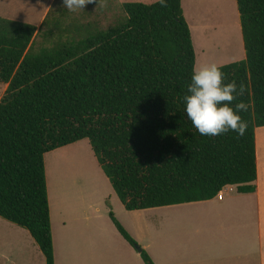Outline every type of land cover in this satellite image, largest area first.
<instances>
[{
    "label": "trees",
    "instance_id": "trees-1",
    "mask_svg": "<svg viewBox=\"0 0 264 264\" xmlns=\"http://www.w3.org/2000/svg\"><path fill=\"white\" fill-rule=\"evenodd\" d=\"M246 59L221 67L245 86L248 128L201 136L182 98L196 50L182 0L125 3V20L79 39L54 24L59 39L33 53L41 29L0 18V218L25 229L46 264H56L46 155L88 140L127 211L210 201L228 186L253 193L256 129L264 127V0H237ZM47 14L42 28L49 25ZM66 37V39H64ZM132 247L137 241L118 221ZM146 264H154L140 249Z\"/></svg>",
    "mask_w": 264,
    "mask_h": 264
},
{
    "label": "rangeland",
    "instance_id": "rangeland-1",
    "mask_svg": "<svg viewBox=\"0 0 264 264\" xmlns=\"http://www.w3.org/2000/svg\"><path fill=\"white\" fill-rule=\"evenodd\" d=\"M131 2L151 5L158 1L94 0V3L87 5L84 11L71 13L62 6V0H0V18L33 25L41 29L31 48L33 53H40L44 48H50L59 39L60 35L58 33L53 38L47 35L48 29L54 24L60 22L61 27L64 28L73 26L74 29H81V33L76 32L74 34V37L79 39L81 36H86L88 30L91 32L107 30L124 21L126 16L123 5ZM198 3L199 8L203 7V10L200 9L202 28L199 35L197 33L200 26L199 14L196 11L197 6H195V10L192 9V16L188 15L194 26L192 36L196 50L195 70L206 64L216 63L222 67L245 60L246 52L241 32V20H239V12L236 10L237 0H198ZM48 13H50V24L42 28V23ZM196 23L198 24L197 29ZM7 87V85L0 83V102L6 94ZM262 133V129H259L258 135ZM262 154L264 155V148ZM94 157V152L88 140H84L79 146L62 153L58 161L54 159V155H46V173L49 180L48 193L49 199L51 193L50 205L58 246L57 264H65L61 249L64 220L70 216L84 213V211L87 212V206L93 200H97V195L106 192V185L99 178L94 164ZM55 195L57 198L54 197ZM232 195H236V193H225L226 199ZM117 197L116 194L114 196L116 200L112 203L114 214L127 231L125 224L130 225L135 237L138 239V248L145 250L147 253H149L147 248L150 245L154 250L157 249L162 237L169 239L170 242L168 243L173 245V238L176 235L181 231L188 232L189 230V226H180L178 221L173 220L175 218L171 216H169L171 219L167 222L165 228H163L165 225H161L156 218H149L150 226L148 229L142 228L139 221H131L130 212L121 208L120 202L118 203L120 199ZM218 206V204L215 205V207ZM203 210L209 213L212 209L196 206L192 208L191 214L185 216L186 221L192 218V235L198 234L199 230L204 227L202 223L205 222L207 214ZM133 225L136 231L133 229ZM112 226L107 237V248L105 246L103 251L105 252L107 249L109 254L106 264H146L141 255L138 260L136 258V255L140 254L139 249L126 242L115 225L112 224ZM18 231H22L21 233L24 236L18 237ZM25 237H27V240ZM194 239L195 236H192V242H194ZM20 240L26 244L21 253H18V251L12 252L6 246L8 244L12 248L17 243L18 247ZM129 245L133 248L135 255H131L128 251ZM78 248L82 252V262L85 264L89 259L91 260L94 256L103 253L102 248L99 249L94 243L90 244L88 240H82ZM4 253H8L6 257ZM20 261L22 264H30V261L31 264H46L39 246L26 230L0 218V264H18Z\"/></svg>",
    "mask_w": 264,
    "mask_h": 264
},
{
    "label": "crops",
    "instance_id": "crops-1",
    "mask_svg": "<svg viewBox=\"0 0 264 264\" xmlns=\"http://www.w3.org/2000/svg\"><path fill=\"white\" fill-rule=\"evenodd\" d=\"M152 1L159 2L160 0ZM195 6H197L196 11L199 14L198 21L200 26L197 32L199 35L202 28L200 9L203 10V7L199 8L200 5L198 0H182L184 16L189 24L191 33L194 31V26L188 15L192 16V9L195 10ZM236 10H238V6H236ZM238 17H240L239 13ZM197 26L198 24L196 23V29ZM263 128L264 127L256 129L258 178L253 184L256 187L255 192L246 194L239 193L237 186H228L222 191V199L217 197L213 200L204 202H195L139 211H128L130 212L129 216L131 221H139L142 228H149V218H156V220L160 221L161 225H165L163 227L165 228L167 222L171 219L169 216L175 218L173 220L178 221L180 226H189L188 232L181 231L175 236V238H173V245L168 243L170 242L169 239L162 237L161 243L158 245L156 250H154L151 245L148 246V254L154 264H264ZM259 129H262L263 131L260 135H258ZM81 142L55 150L49 154L54 155V159L58 161L62 153L79 146ZM49 154H47V156H50ZM94 158V164L97 168L99 178L106 185V192L97 195V200H93V202L87 206V212L84 211V213L70 216L68 219L64 220V224L62 226L61 249L62 259L65 264H80L82 262V252L78 248V245L82 240H88L90 244H96L99 249L102 248L101 251L103 252L105 246L107 248V237L113 227V223L109 218V213L113 212L112 203L116 200L114 198L116 193L108 178L100 168L96 157ZM47 181L49 183L48 179ZM228 192H232L234 194L236 193V195H232L226 199L225 193ZM54 197L57 198L56 195ZM49 201L51 202V193ZM118 203L122 206L121 208L125 209L120 200ZM216 204L219 206L215 207ZM196 206L212 210L209 211V213H207L206 210H203L206 211L207 214L205 222L202 223L204 227L199 230L198 234L192 235V218L186 221L185 216L187 214H191L192 208ZM51 220L55 259L57 264L58 246L56 242L52 210ZM125 226L132 234L130 235L138 241L134 235V231L130 228V225L128 226L125 224ZM133 229L136 231L134 225ZM21 232L18 231V237L24 236ZM192 236H195L194 242H192ZM25 239L27 240V237H25ZM29 243L31 244V242ZM25 245L26 244L21 242V240L18 243V247L17 243H15L12 248H10V245L6 244L12 252L18 251V253H21L25 249ZM128 251L131 255L136 254L130 245L128 247ZM28 252L30 251L28 250ZM6 254L4 255L5 257ZM5 257L3 258L5 259ZM139 257L140 254L136 255L137 260ZM108 258L109 254L106 249L105 252L91 258L92 261L89 259L87 264H106ZM18 264H22V262L20 261ZM82 264L85 263L82 262Z\"/></svg>",
    "mask_w": 264,
    "mask_h": 264
},
{
    "label": "clouds",
    "instance_id": "clouds-1",
    "mask_svg": "<svg viewBox=\"0 0 264 264\" xmlns=\"http://www.w3.org/2000/svg\"><path fill=\"white\" fill-rule=\"evenodd\" d=\"M92 3L94 0H62V6L71 13L84 11ZM160 5L167 7V0H160ZM226 81V74L216 63L203 65L191 75L182 103L187 118L201 136L234 132L242 137L246 133L248 123L240 113L246 112L248 106L243 101L234 103L244 95L245 86Z\"/></svg>",
    "mask_w": 264,
    "mask_h": 264
},
{
    "label": "built area",
    "instance_id": "built-area-1",
    "mask_svg": "<svg viewBox=\"0 0 264 264\" xmlns=\"http://www.w3.org/2000/svg\"><path fill=\"white\" fill-rule=\"evenodd\" d=\"M218 198H219V199H222V198H223V194H222V192L218 195Z\"/></svg>",
    "mask_w": 264,
    "mask_h": 264
},
{
    "label": "water",
    "instance_id": "water-1",
    "mask_svg": "<svg viewBox=\"0 0 264 264\" xmlns=\"http://www.w3.org/2000/svg\"><path fill=\"white\" fill-rule=\"evenodd\" d=\"M140 250V249H139Z\"/></svg>",
    "mask_w": 264,
    "mask_h": 264
}]
</instances>
